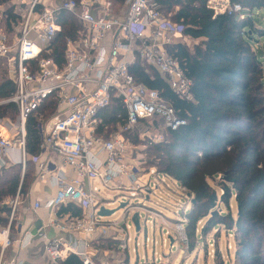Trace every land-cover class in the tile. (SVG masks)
I'll return each mask as SVG.
<instances>
[{
  "label": "built area",
  "instance_id": "obj_1",
  "mask_svg": "<svg viewBox=\"0 0 264 264\" xmlns=\"http://www.w3.org/2000/svg\"><path fill=\"white\" fill-rule=\"evenodd\" d=\"M112 1L13 0L20 23L11 34L0 29V62H4V76L15 88L0 105L14 104L17 109L14 121L0 120V168L8 167L2 159L9 156L13 160L10 165H21L24 174L29 160L26 122L42 105L54 99L55 114L47 120L40 119L38 124L40 155L44 152L56 155L62 167H69L76 174V178L66 179L59 167L30 158L35 165L36 179L50 178L56 187L54 196L44 207L54 210L72 204L82 212L81 217L66 216L52 223L61 233L81 236L80 241L71 238L47 241V255L55 263L74 255L83 264H93L86 252L87 240L95 233L104 237L111 229H120L121 221L107 224L98 221L102 219L97 215L100 204L96 194L100 188L133 197L138 193L148 201L154 196L153 188H158V182L168 180L155 171L144 177L147 172L142 173L139 164L129 158V147L122 133L133 130L143 120L158 119L169 131L186 125L157 90L136 82L130 73L131 66L139 62L147 73L154 70L164 79L178 98L189 101L191 81L168 52L169 47L184 44L185 28L164 16L158 0H124L116 12ZM205 6L214 16L238 15L242 20L252 17L251 12L232 0H205ZM61 13L72 17L80 28L75 39H66L63 63L58 65L50 56V46L61 31L58 23ZM113 99L122 104L125 123L121 134L104 139L97 134L102 124L100 114ZM161 141L162 138L152 143ZM171 182L179 187L187 204H191L186 190ZM6 204L11 208L10 226L19 204L18 193ZM39 207V203L34 204V209ZM138 209V214L143 212L154 222L160 219L155 211L143 206ZM9 226L0 230V264L5 250L13 243L24 248L31 238L26 232L21 239L11 241ZM128 229L124 226L122 237L115 238L122 252L128 249ZM173 230L181 244L188 245L185 225L179 222Z\"/></svg>",
  "mask_w": 264,
  "mask_h": 264
},
{
  "label": "trees",
  "instance_id": "obj_2",
  "mask_svg": "<svg viewBox=\"0 0 264 264\" xmlns=\"http://www.w3.org/2000/svg\"><path fill=\"white\" fill-rule=\"evenodd\" d=\"M12 1L0 0V22L7 34L14 33L20 23ZM158 2L161 11L171 14V20L183 26L184 36L193 42L190 48L181 43L168 48L191 81V99L178 98L154 70L147 73L139 62L131 66L130 73L136 82L157 90L186 121L176 131L164 128L161 142L148 143L144 165L184 188L186 196L193 199L185 215L190 248L194 247L198 222L208 217L200 236L216 230L214 264H264V51L261 45L257 47L264 40V25L255 21L258 17L255 11L264 10V0H232L251 12L252 17L243 20L238 15L214 16L206 8L205 0ZM58 23L61 31L50 46V56L60 65L65 41L76 38L80 25L65 13L58 16ZM14 89L13 83L3 76L0 101L8 99ZM55 112L56 102L50 99L27 120L25 143L29 160L24 174L19 164L0 168L2 229L9 226L11 208L6 201L14 199L17 193L24 197L34 180L30 158H37L40 153L39 121L49 119ZM16 116L14 104L0 105V120L14 121ZM100 117L102 124L97 129L100 137L102 133L120 130L125 123L118 99H113ZM148 121L162 124L158 119ZM131 134L129 131L122 136L126 139ZM232 198L234 213L229 204ZM219 205L224 206L225 212L220 211ZM64 214L81 217L82 212L69 204L57 212L58 216ZM14 225L13 218L9 230ZM220 226L233 237L232 263L224 261L216 248ZM94 247L111 253L119 251L112 236L101 239ZM58 264L83 263L69 255Z\"/></svg>",
  "mask_w": 264,
  "mask_h": 264
},
{
  "label": "rangeland",
  "instance_id": "obj_3",
  "mask_svg": "<svg viewBox=\"0 0 264 264\" xmlns=\"http://www.w3.org/2000/svg\"><path fill=\"white\" fill-rule=\"evenodd\" d=\"M112 3L114 4L115 12L119 8H122L120 2L118 3L116 0H113ZM163 14L168 18L172 17L171 14ZM255 16L259 17H255V21L264 25V10L255 11ZM1 18L2 16L0 15V19ZM2 25L3 22H0V29L3 28ZM183 43L190 48L193 42L186 37ZM260 43L261 44L257 45V47L260 48L261 45L264 51V40H261ZM257 51L261 52L260 49ZM4 67V62H0V80L4 76ZM130 132H132V134L128 135L129 137L126 136V139L123 138L122 135L121 136L129 147V158L131 161L139 164L142 173L147 172L144 174L145 177L154 170L151 168L148 169V167L144 165L145 161H147L144 151H146L148 143H152L153 140H161V138L164 137V125L159 122L155 125L154 122L146 120ZM119 134H121L120 130H111L110 133H102L101 136L103 138H109ZM158 183V188H153L155 197L151 196L148 201L144 200V198L136 193L135 197L121 195L115 199L114 203H111L112 205L104 206L107 210H115L120 204L128 203V207L125 209L117 211L110 217L101 219L102 222L105 223L121 221L122 225L129 227L127 230V236L129 237L127 251L122 252L119 250L112 252L109 256L113 258L109 259V261L112 260L113 262L123 264H214L215 246L213 244V239L216 230L207 233L204 237L200 236V232L205 226L208 217L202 219L196 226L194 247L190 248L191 242L189 243V240V245L181 244L179 237L174 234L173 226H176L179 222L185 225V215L190 211L191 205L187 204L184 195L180 193L179 187L177 186V188L169 179L166 180L165 183ZM166 185L168 186L167 188ZM96 186L98 185L96 184ZM229 204L234 213L235 207L233 198L230 200ZM130 206H132L131 209L129 208ZM138 206H143V208H147V210L150 209L158 212L164 217L161 216L160 219L154 222L152 217H146L143 212H140V231L136 233L132 223V217L139 211ZM128 209L131 211H127ZM219 209L221 212H225L223 205H219ZM121 233H123V230ZM114 238H116V236ZM171 240H173L172 243ZM216 248L224 261L233 262L235 252L233 237L231 234H227L223 226H220V235L216 239ZM108 263V260L97 263L93 262V264Z\"/></svg>",
  "mask_w": 264,
  "mask_h": 264
},
{
  "label": "crops",
  "instance_id": "obj_4",
  "mask_svg": "<svg viewBox=\"0 0 264 264\" xmlns=\"http://www.w3.org/2000/svg\"><path fill=\"white\" fill-rule=\"evenodd\" d=\"M37 158V162H46L53 167H59L62 174L66 176V179L76 178V174L71 168L62 167L61 160L56 155L50 152H44L41 153V155L39 153ZM12 162L13 160L10 161L9 156H5L2 159V163L7 166L12 164ZM33 170L34 180L30 185L27 194L24 197H19V204L14 215L15 225L12 230H9L11 241L21 239L26 232H29L31 238L28 240V244L24 248L20 247L18 243H13L8 249H6L2 257L3 264H14L19 262L22 264H58L53 262L47 255V241L53 238H61L63 241H69L70 238L76 241L81 240V236L79 235L61 233L52 226L55 219L61 221L66 216L70 215L64 214L58 216L57 212L60 208L51 210L44 207V204L54 196L56 187L50 178L44 181L36 179L35 165L33 166ZM121 195L122 193L120 192L102 188H100L96 194L100 207L112 205L111 203H114L115 199ZM35 203L40 204L38 209H34ZM161 216L163 215L160 214V217ZM98 221L102 224H107L102 222L101 219H98ZM123 228L124 225L121 223L120 229H111L106 235H104V237L103 235L95 233L87 240L88 247L86 252L92 262H102L108 260V264L114 263L112 260L109 261V259L113 258L109 256L112 254L111 252L99 251L95 249L94 244L98 243L101 239L111 238V236L113 238L115 236L118 237V235H120L119 238L122 237L121 231ZM1 229L2 228H0V230ZM41 235H44V237ZM114 240L118 243V240L115 238ZM62 259L64 260L65 257Z\"/></svg>",
  "mask_w": 264,
  "mask_h": 264
},
{
  "label": "water",
  "instance_id": "obj_5",
  "mask_svg": "<svg viewBox=\"0 0 264 264\" xmlns=\"http://www.w3.org/2000/svg\"><path fill=\"white\" fill-rule=\"evenodd\" d=\"M188 197H189V195H188ZM192 202H193V199H192ZM126 207H128V203L127 202L120 204L119 207L117 209H115V210H107L104 207H99L97 215L99 217H101V218H107V217H110V216L114 215L117 211L125 209ZM127 211H129V210H127ZM132 223L134 225L136 233H139V231H140L139 214L137 212L132 217ZM172 241L173 240H171V243H172Z\"/></svg>",
  "mask_w": 264,
  "mask_h": 264
}]
</instances>
